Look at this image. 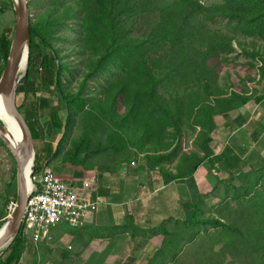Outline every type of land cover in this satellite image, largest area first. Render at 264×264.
<instances>
[{
    "label": "trees",
    "instance_id": "trees-1",
    "mask_svg": "<svg viewBox=\"0 0 264 264\" xmlns=\"http://www.w3.org/2000/svg\"><path fill=\"white\" fill-rule=\"evenodd\" d=\"M51 3L35 22L31 18L29 68L18 88V94L33 95V77L39 68L45 69L46 88L51 87L49 91L54 96L61 95L58 101L66 106L65 121L57 116L59 109H50L52 124L63 131V136L55 148L48 144V162L52 165L57 160L82 170V186L86 180L96 181L94 172L112 171L122 163H142L149 170H158L165 183L185 182L191 194L186 220L169 219L149 233L140 232L134 225L109 227L103 230L107 237L111 232L129 229L131 235H159L163 237L160 251L147 264H162L168 246L172 254L166 257L170 264L184 259L182 264H189L187 251L181 254L180 241L187 239L192 245L204 235L203 229L221 228L222 235L235 239V245L249 255L242 257L249 259L247 264H253L252 256L259 258L258 264H264V160H228L235 178L215 189L219 205L213 206L209 214L204 213L209 195L199 192L194 179L198 166L212 154L215 117L238 113L247 118L248 108L264 99V52L257 49L259 43L264 44V0H220L214 4L203 0ZM2 5L13 11L11 0H4ZM29 7L31 10V0ZM144 16L150 17L149 26L142 31L139 23ZM68 17L80 18L81 48L88 54L87 76L75 94L66 90L61 67L54 82L51 58L36 43V39L42 40L44 48L54 51L52 30L55 23L63 19L64 24ZM220 20L226 22L225 29L216 26ZM13 30L14 26L0 32V75L6 66ZM235 53L253 67L255 74L237 85L226 80L222 87L211 65L214 61H230ZM105 74L110 78L100 93L89 95L87 85L94 76ZM24 120L34 141V131ZM74 127L80 135L66 147ZM189 130L196 131L197 152L183 151L184 133ZM177 155L176 173H171L169 163ZM101 156L107 160L95 162ZM23 239L22 227L4 264L19 263ZM225 249L224 246V258Z\"/></svg>",
    "mask_w": 264,
    "mask_h": 264
},
{
    "label": "crops",
    "instance_id": "crops-1",
    "mask_svg": "<svg viewBox=\"0 0 264 264\" xmlns=\"http://www.w3.org/2000/svg\"><path fill=\"white\" fill-rule=\"evenodd\" d=\"M3 1L0 0V5ZM29 98L30 95L25 96L26 103ZM51 106L50 102L42 101L37 112L32 114L33 110L25 104V118L34 131L39 171L41 162L50 159L48 144L55 148L60 141L55 144L54 137L60 136L61 130L52 122L48 128ZM248 111L247 118L238 113L215 117L217 129L211 135L212 154L194 173L199 192L209 195L207 207L218 203L215 189L235 178L228 160L234 157L248 158L251 163L258 158L264 160V99L250 106ZM59 117L63 120L61 115ZM49 167L56 176L74 184L80 193L96 203V207L86 214L81 228H71L63 222L50 229L48 239L38 243L31 237H24V251L18 264H147L149 258L156 257L163 242V237L149 236V231L169 219H187L186 205L191 203L188 185L178 181L165 183L158 170H149L142 163H122L112 171L94 172L96 181L86 180L90 182L89 188L82 186L85 177L82 170L57 160ZM130 225L148 233L131 235L130 229L118 230L107 237L103 232L105 228ZM198 242L196 238L192 245ZM180 244L182 252L184 248L189 249L187 239H182ZM167 249L171 251L168 246L167 255L172 254ZM9 254L10 251L0 254V264L5 263ZM166 256L162 264L171 263Z\"/></svg>",
    "mask_w": 264,
    "mask_h": 264
},
{
    "label": "rangeland",
    "instance_id": "rangeland-1",
    "mask_svg": "<svg viewBox=\"0 0 264 264\" xmlns=\"http://www.w3.org/2000/svg\"><path fill=\"white\" fill-rule=\"evenodd\" d=\"M30 1V0H29ZM32 7L30 10V15L35 22L40 14L42 13V9L48 6L51 3V0H31ZM206 4H214L220 2V0H203ZM150 17H142L139 23V29L144 31L149 26ZM63 20V19H62ZM62 20L60 22L55 23V28L52 30V48L55 52H57L58 56L56 57L53 50L50 48H44L43 41L36 39V43L39 44L45 53L51 58V65L55 75L54 82L56 81V76L61 67V80L65 84L66 90L72 92L73 94L80 88V85L85 81L87 76V69H86V59L88 54L81 48V38L83 37L82 30H81V21L80 18H67L64 20V24H62ZM15 23V14L10 8H5L2 4L0 5V32H2L5 28H11L14 26ZM226 22L223 20L218 21L217 27L225 29ZM260 45L257 46L258 50H262L264 52V47L262 48L261 45L264 44L259 43ZM239 50V48H237ZM232 59L230 61L219 63L217 61L213 62L212 68H214L215 72L218 73L217 81L219 82L220 86L225 87L226 80H232L236 85L240 83L243 78H246L248 75L255 74V70L253 67L248 66L245 64V59L243 57H239L238 55L233 54ZM44 76H45V69H38V72L33 77L32 87L36 90L33 95H30L28 102L26 103L25 96L21 94H17L16 98V105L21 109V115L25 118V104L28 105L33 111L31 112L36 113L42 101H47L52 104L50 108H57L59 109V114L57 116H62L63 120L67 118V110L64 103H59L58 99L62 98L61 95L54 96L50 93L49 87L46 88V84L44 83ZM110 76L105 74L103 76H94L90 84L87 85V93H100L102 87H104L109 80ZM228 84V83H227ZM54 87V86H53ZM54 97H52L51 95ZM50 100V101H49ZM60 100V99H59ZM49 104V103H48ZM36 108V109H34ZM50 121L48 122V128L52 125L50 122L53 121V116L49 112ZM53 118V119H52ZM196 131H186L184 133V146L183 151L188 152H197L199 151L198 146L194 144V137ZM80 135L79 129L74 127L72 132L68 135L67 142L65 146L67 147L68 143L71 142L76 136ZM63 136V131H61L60 136L57 135L54 137V142L57 144L59 140H61ZM53 142V143H54ZM179 156L177 155L173 158L169 163V170L171 173H176V164L178 162ZM107 160L105 157L101 156L95 158V162L101 164L103 161ZM47 161H42L40 169L42 167L50 165L51 163ZM46 162V163H45ZM48 163V164H47ZM185 165V164H183ZM49 167V166H48ZM51 167V166H50ZM52 168V167H51ZM52 170V169H51ZM53 171V170H52ZM15 173H16V162L11 155V153L7 150L4 146L2 141L0 140V227L5 222L6 218L10 214L15 201L13 202L14 196L16 198V181H15ZM38 173L36 172L33 175L37 177ZM74 185V184H73ZM214 206H218L219 204L215 202ZM212 205L208 204V207L205 206L204 213L209 214ZM219 209V208H218ZM89 212V211H88ZM87 212V213H88ZM85 221V217H84ZM65 222V221H63ZM62 222V223H63ZM59 224V223H58ZM57 225V224H56ZM21 227L22 224H21ZM81 228V227H80ZM22 229V228H20ZM204 235H201L199 238V242L194 245H190L189 249H187L186 256L188 258L189 264H247L249 259H242V257H249L248 254L242 253L241 246H236V240L230 238L227 235H222L224 231L220 229H211L208 228L206 231L202 230ZM222 235V236H220ZM12 245V244H11ZM10 245V246H11ZM198 245V246H196ZM9 246V247H10ZM225 246V258L223 257V248ZM236 246V247H235ZM8 248L3 249L1 253H7ZM185 252V248L182 255ZM237 258L235 260L233 258ZM251 262L253 264H258L259 258L256 256H252ZM224 260V262H223ZM185 262V259L178 263L182 264Z\"/></svg>",
    "mask_w": 264,
    "mask_h": 264
},
{
    "label": "water",
    "instance_id": "water-1",
    "mask_svg": "<svg viewBox=\"0 0 264 264\" xmlns=\"http://www.w3.org/2000/svg\"><path fill=\"white\" fill-rule=\"evenodd\" d=\"M11 2L15 23L6 66L0 75V99L9 117L16 122L21 139L12 146L11 140L6 136L7 127L0 119V140L16 162V198L10 214L0 227V252L8 248L21 231L25 206L30 193L35 189L33 175L36 173L32 135L16 105L19 84L27 75L29 68L31 44L29 0H11ZM24 60L25 66H22Z\"/></svg>",
    "mask_w": 264,
    "mask_h": 264
},
{
    "label": "built area",
    "instance_id": "built-area-1",
    "mask_svg": "<svg viewBox=\"0 0 264 264\" xmlns=\"http://www.w3.org/2000/svg\"><path fill=\"white\" fill-rule=\"evenodd\" d=\"M35 189L30 193L22 219L23 236L38 243L49 238L50 229L65 221L71 228L84 225L88 211L96 207L72 183L56 176L50 167L44 166L33 178ZM85 188L90 182L83 183Z\"/></svg>",
    "mask_w": 264,
    "mask_h": 264
},
{
    "label": "bare ground",
    "instance_id": "bare-ground-1",
    "mask_svg": "<svg viewBox=\"0 0 264 264\" xmlns=\"http://www.w3.org/2000/svg\"><path fill=\"white\" fill-rule=\"evenodd\" d=\"M23 65L25 66V60L23 61L22 66ZM0 119L2 121H4V124L7 127L8 133L6 136H7V139L11 140V142H12L11 145L13 146V145H16L17 143H19L20 139H21L20 130H19L16 122L12 118H10L8 113L5 111L1 99H0Z\"/></svg>",
    "mask_w": 264,
    "mask_h": 264
}]
</instances>
